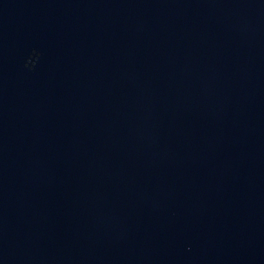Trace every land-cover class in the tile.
<instances>
[{
    "label": "water",
    "instance_id": "95a60500",
    "mask_svg": "<svg viewBox=\"0 0 264 264\" xmlns=\"http://www.w3.org/2000/svg\"><path fill=\"white\" fill-rule=\"evenodd\" d=\"M0 264H264V0H0Z\"/></svg>",
    "mask_w": 264,
    "mask_h": 264
}]
</instances>
